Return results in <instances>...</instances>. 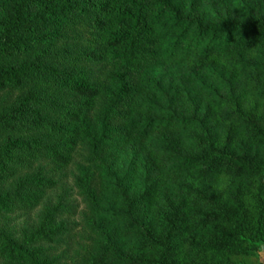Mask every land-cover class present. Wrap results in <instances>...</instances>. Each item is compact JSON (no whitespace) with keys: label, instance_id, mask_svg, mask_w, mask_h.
Here are the masks:
<instances>
[{"label":"trees","instance_id":"1","mask_svg":"<svg viewBox=\"0 0 264 264\" xmlns=\"http://www.w3.org/2000/svg\"><path fill=\"white\" fill-rule=\"evenodd\" d=\"M197 2L201 0H0V91L12 88L20 93L11 103H0V186L14 180L19 169L40 161L56 170L67 167L80 138L92 155L110 142L121 144L128 133L159 149L167 141L155 137L154 129L175 122L183 131L197 123L160 115L163 106L141 91L174 97L176 85L189 92V78L197 90L217 100L216 88L202 74L211 68L208 59L251 43L264 48L261 22H238L230 16L220 21L194 19ZM191 58L198 63L196 72L187 68ZM241 64L264 70V60ZM95 65L107 67V73L95 77ZM137 110L155 114L142 116ZM200 128L205 147L194 157L182 155V164L201 165L205 176L230 165L249 166L234 159L227 146L216 147L212 127L202 123ZM255 137L264 142V135ZM133 162H102L97 168L101 197L91 189L89 169H81L80 181L91 194L89 229L95 236L92 254L83 264H153L138 257L140 251L158 247L157 226L148 214L151 183L141 176L142 190L129 196L135 181ZM51 184L38 170L14 181L0 204L22 202L29 186L40 196ZM239 220L246 228L245 217ZM257 229L255 234L247 230L251 246L264 242L260 221ZM59 230L46 214L22 241L0 235V254L13 264H53L36 244L54 242Z\"/></svg>","mask_w":264,"mask_h":264},{"label":"rangeland","instance_id":"2","mask_svg":"<svg viewBox=\"0 0 264 264\" xmlns=\"http://www.w3.org/2000/svg\"><path fill=\"white\" fill-rule=\"evenodd\" d=\"M239 1L229 6L201 0L193 5L192 18L220 21L230 16L238 22L253 19L264 25V0ZM263 60L264 48L259 43L213 54L208 59L210 70L202 74L216 88L217 100L197 90L189 78V92L176 85L174 97L142 90L143 97L163 106L160 115L197 120L183 131L175 122L167 129H154L155 137L165 139L166 146L154 148L128 133L121 144L110 142L92 155L88 143L80 138L67 167L56 170L48 161H40L29 169H19L14 180L0 186V197L13 189L14 181L38 170L52 184L40 196L39 190L29 186L22 202L12 199L4 207L0 204V235L22 241L48 214L60 230L54 242L36 247L53 264H83L92 254L95 236L89 229L91 194L80 181L81 169H89L91 189L101 197L97 168L102 162L126 166L134 160L135 181L129 196L142 190L141 176L151 183L148 214L157 226L158 244L155 250L140 251L138 257L153 264H264V242L251 246L247 231L257 233L260 221L264 238V142L255 137L264 135V70L253 71L241 64ZM186 65L196 72V59H189ZM92 70L99 78L108 68L95 65ZM19 94L17 89L6 88L0 91V103L7 105ZM202 123L214 129L216 147L227 146L234 159L249 162V166L230 165L215 176H205L201 165L188 168L182 164V155L194 157L205 147L200 140ZM29 201L31 205L26 204ZM241 217H245L247 229L240 223ZM0 264L13 263L0 254Z\"/></svg>","mask_w":264,"mask_h":264}]
</instances>
